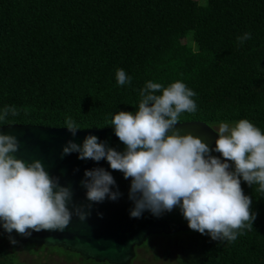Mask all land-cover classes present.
Wrapping results in <instances>:
<instances>
[{
    "label": "trees",
    "instance_id": "obj_1",
    "mask_svg": "<svg viewBox=\"0 0 264 264\" xmlns=\"http://www.w3.org/2000/svg\"><path fill=\"white\" fill-rule=\"evenodd\" d=\"M245 32L251 38L240 43ZM117 69L130 85L117 83ZM177 80L197 104L180 123L248 119L264 131V0H0V109L17 110L0 126L65 128L71 119L79 130L113 127L119 111L138 109L146 82ZM241 187L257 217L235 241L197 231L148 240L165 241L167 255L176 250L177 264H264V192L243 180ZM10 239L0 232V264H23L20 249L53 248ZM148 242L132 264L153 249Z\"/></svg>",
    "mask_w": 264,
    "mask_h": 264
},
{
    "label": "clouds",
    "instance_id": "obj_2",
    "mask_svg": "<svg viewBox=\"0 0 264 264\" xmlns=\"http://www.w3.org/2000/svg\"><path fill=\"white\" fill-rule=\"evenodd\" d=\"M250 38V32L237 37L240 43ZM116 81L130 85L132 77L117 69ZM140 96L136 111H119L111 119L115 135L126 146L123 151L89 134L82 144L69 140L61 157L75 152L81 160L104 159L124 179L130 178L129 199L134 203L130 217L139 218L146 210L159 217L179 207L190 229L216 241H235L243 229L253 228L257 213L241 181L251 187L258 185L264 192V131L248 119L220 122L213 129L218 134L213 148L175 127L182 113L197 111L196 93L183 81L167 87L148 81ZM9 113L16 115V108L0 109V121ZM65 128L73 136L81 129L71 119ZM18 147L16 136L0 133V226L24 236H31L32 231H63L73 214L68 207L72 190L61 186L59 177L51 176L39 160L25 163L15 158L12 153ZM84 176L81 185L90 202L116 201L122 196L114 176L105 168L86 169ZM88 207L91 209V204ZM75 212L81 220L90 215L82 206Z\"/></svg>",
    "mask_w": 264,
    "mask_h": 264
},
{
    "label": "water",
    "instance_id": "obj_3",
    "mask_svg": "<svg viewBox=\"0 0 264 264\" xmlns=\"http://www.w3.org/2000/svg\"><path fill=\"white\" fill-rule=\"evenodd\" d=\"M175 127L181 134L191 133L210 147H215L218 134L206 123H178ZM0 133L17 137L19 147L12 153L15 158L25 163L39 160L51 176L59 177L61 186H67L73 192L72 200L68 203L73 213L72 218L63 231H32L31 236H24L15 230L8 233L0 226L3 236L15 239L21 244L62 248L97 263L132 264L136 257V248L147 242L150 236H170L194 231L188 227L179 207L170 212L165 211L159 217L147 210L139 218L130 217V209L134 207L133 201L129 199L131 180L124 179L120 171L111 169L106 160H81L75 152L61 157L62 148L69 140L82 144L89 134L98 136L101 141H107L109 147L123 151L126 146L115 135L114 127L77 130L73 136L66 128L16 124L0 126ZM212 155L221 154L212 152ZM96 167H103L114 176L122 193L116 201L106 198L102 203H92L87 200L86 189L81 181L85 179L86 169ZM112 190L116 191L117 187L113 186ZM81 206L84 212H90L85 220H81L75 212ZM98 212L103 213V216H98Z\"/></svg>",
    "mask_w": 264,
    "mask_h": 264
},
{
    "label": "rangeland",
    "instance_id": "obj_4",
    "mask_svg": "<svg viewBox=\"0 0 264 264\" xmlns=\"http://www.w3.org/2000/svg\"><path fill=\"white\" fill-rule=\"evenodd\" d=\"M148 241L147 247H150V245L154 243L153 249L140 250V259L136 263L134 262V264H177V251L172 250L171 253L167 255L168 244H166L165 241H159L154 238H151ZM18 251L20 261L23 264H82L78 261L72 262L68 260L64 257L66 251H62L59 248H52L48 253L46 252L42 254H31L23 249ZM139 254H137V258H139Z\"/></svg>",
    "mask_w": 264,
    "mask_h": 264
}]
</instances>
